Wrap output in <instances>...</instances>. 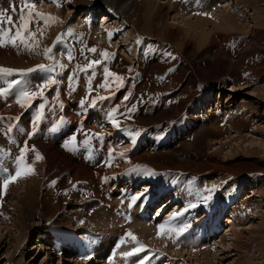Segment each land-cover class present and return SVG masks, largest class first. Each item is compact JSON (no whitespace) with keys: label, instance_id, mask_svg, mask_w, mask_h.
<instances>
[{"label":"rangeland","instance_id":"obj_1","mask_svg":"<svg viewBox=\"0 0 264 264\" xmlns=\"http://www.w3.org/2000/svg\"><path fill=\"white\" fill-rule=\"evenodd\" d=\"M17 1L19 2V0L10 1L7 4V7H2V9L0 10H10L12 6L17 4ZM126 1L128 0H77V2H80V4L78 5L71 3L65 4L64 2H62L58 6L57 3L54 2V0H47L45 2L43 0H35L36 11L45 14H51L53 17L59 18L57 22H52L47 26V30H51V32L56 35L49 34L45 36L44 48L51 47L52 55H54L55 58L58 57L57 60L59 62L60 60L63 61L62 58H64V62L62 63L61 61L60 63L64 64L66 67L63 69L57 67L55 73H49L40 70V72L37 74L42 77V79L44 77V81H40L43 82L41 83V85L47 83L49 77L52 76H54L58 81L56 85L49 84L45 89V97L60 103V106L56 109L54 105L50 104L47 101L44 104L43 101L40 100L41 98H38L36 101H34L31 106H26V108H24L23 110L18 105H14L10 109H7L4 106L5 103L0 102L1 112L6 114H14L17 115L14 117H19L18 120L8 121L7 119H5L3 120V122L0 121V128L4 134L7 130L9 122L14 125L12 132L5 134L8 135L6 138L8 142H10L11 140H15V144L11 141L12 147L14 148L12 155H19L20 148L25 144H20L15 136V129L19 125L27 135V140L25 141L29 148L27 156L29 152H33V148L37 150L42 145H50L47 141L38 142L36 140V137L43 131V124L47 122V120L43 119L38 122L33 121V119L40 111V103H43L45 105L43 112L44 114L49 113V117L51 116L50 119L52 121L55 116L57 117L54 131L51 133L52 136L56 137V142L52 147L57 150L60 149V151H62L70 161H74V159H77L81 165L83 164L84 159H87L90 162H95L97 160L103 159L105 153L112 152V150L108 148V145L115 146L122 150L124 153H132L136 146V142L135 144L131 142L129 143L131 137L128 135V133L130 130L133 131L132 129L135 114L137 116L150 117H154V115L157 116V113L161 115L166 111L176 109L179 104L189 98V96L194 99L193 101H191V106L188 107L187 111L192 110V106H194L193 114L200 117H203L204 114L208 112L230 113L228 112L230 109L231 111H239L242 106H246L250 110H259V115L256 118L252 117L254 118L253 128H251L250 130L241 131L240 134L233 133L236 135H233L231 140L228 138L224 139V141H229L228 144H230V146L233 144L232 151L227 146L222 147L221 150V145H215L214 147V144L211 145V143L208 144V141L205 142V151L207 153H210L211 155H215L218 159L225 162L231 169L237 171L248 170L251 172H247V174H245V176L242 178L241 181L244 187H241V185L239 189L236 190L234 196L227 197L225 195V197H220V195L224 192L213 195L210 198H213L211 200V206L209 205L210 200L204 201V204L208 203V209L205 207L206 209L201 211V215H199L200 218L199 216L195 217L194 222L199 223L198 226H202L203 223L207 225L208 223H210V221H213L215 215H217L221 210V213H223V216L221 217L222 220H220L219 222L220 227L216 228L219 230L222 228L221 234H217L216 238L212 236L209 241L205 236L204 241L202 242L203 245L201 244V248L206 249L207 247H212L213 245H215V243L213 242H215L216 239L218 241L217 243L220 244V241L225 238L223 242H225L226 244H231L230 247H232V244L234 246V242H240L238 251L240 252L241 258L235 256V252L233 248H231L230 250H225V255H227L225 258H223V255H218L219 257H213L214 261H212L210 264H240L239 261L242 260L243 256H246V260H248V263L246 262V264H264V218H262V216H264V189H262L263 192L261 194L258 193L259 197L261 198V202L258 201L257 197L249 195L251 193V190H249L251 187L246 185L249 184L248 182H250L251 184L262 182L261 185L263 186L264 183V172H262L261 170L264 167V95L256 91L257 88L261 86L264 87V76L254 81L244 83L243 85L235 86L234 83H240L241 78L244 77V70H242V68L238 69V77L230 76L228 74V69L230 67V69L234 68V64H225L226 61L223 62L224 54L230 55V57H226L228 62V60H232L230 59L233 58L232 56L237 59L241 52L246 53V49L252 53H257V49L253 48L252 46L251 48L249 47L251 43H253L251 38L257 37L258 39L264 40V0H242L243 2H240L242 4L239 6V8L237 7V0H160L161 3L156 4L162 5L167 2L165 4L166 9H164V11L166 12L168 10L171 12L169 13V15L171 16L168 18V29L175 32H178L179 30V32L184 34L181 36H191L185 35L184 31L188 29L185 23L192 21L194 22V29H190V31L192 30L191 34L192 36H196V38L195 40H190V43L181 42L178 44V46L174 47L173 50L175 51V56L172 58L174 62L170 63L171 66L176 63L177 64L173 69H170V66L167 70H163L159 72V74H155V71L153 69L141 67L137 70L135 79H126L125 73L129 70L130 64L135 61L134 54L136 53L137 48L141 52L149 53L160 52L161 48H168V50L171 48L161 46L155 42V38L152 39L148 37L165 36V34L163 33H160V35L155 28V26H158L157 21L160 22L163 18L162 11L157 8L159 5H148L150 8H152L153 12H142L143 21L141 22L140 26L134 27L138 30L137 32L139 34L137 36L143 37L134 39L132 42V37L129 36V33L131 32V30L135 29L133 27L131 28V26L135 23L132 16H128L122 13L126 9ZM141 1L145 6L147 5L146 2L152 0H135L136 3H141ZM86 2H88L89 4H85L84 7L81 6L80 10H74L76 9V7ZM1 6L2 2L0 0V7ZM234 6L237 7L240 10L239 13H241L239 29L226 30L219 26L218 29H216L217 27H212L214 24V21L212 19H214V16H217L220 13L219 11L221 8H233L227 12V14H230V11L233 12L235 10ZM184 9H188V11H185ZM105 10L112 12L114 16H118L119 14L121 17L118 16L119 18L117 17L115 19H111L107 15V12H105ZM175 10L179 12L180 17L179 19H176L172 22ZM189 10L192 11L191 17H189L190 14L187 15ZM222 12H224V10ZM202 13H208L209 16L203 15ZM11 15L14 19L17 13H11ZM105 17L109 19L105 20ZM208 20L212 24H210L209 26L207 24L204 30L201 31L199 27L200 24H204V22ZM163 23H165L164 18ZM163 23H160V25H162ZM118 25L119 30H117L115 36H111L110 38L108 33H112V31L115 30ZM68 30H71V35L69 34ZM96 30H98V32ZM99 34L102 35L103 38H99ZM201 36H209V39H207V41H202L204 40V38H202ZM57 37H60V39L58 40ZM189 44L191 45V47L189 46ZM194 46L195 49L193 48ZM205 46L208 47L206 49L207 51L204 50ZM8 47H0V49H7L9 55H17L15 53L16 48H13L11 46ZM92 47H95L97 49L96 53H91L88 51ZM104 50H107L109 53H114L115 55L105 61L101 56V53ZM69 53H71V55L74 57L73 60L68 59ZM28 55L29 54L27 52L19 49L20 58L24 59ZM38 55L45 56L43 55V51ZM5 58L6 54L3 56V58L0 57L1 65H4V67L17 69V67L14 66V64L16 63L6 64ZM93 59H100L102 60V63L96 66V75L92 79L91 85H89L88 78L89 76H91L93 69H89L87 73H85L83 71H77V66L85 67L89 63V61ZM261 59L262 60L261 62L259 61L258 65L250 68L251 71H255L256 69H258V67H264V54L262 55ZM184 60L187 63L189 60H193L196 62L197 74L194 75V80L191 87H189V85H187L188 87H184L185 79L182 78L181 80L178 78V74L180 73V71L182 75L183 71L185 70ZM16 62V65L19 66V63H22L23 60H19V62ZM231 64L233 65L231 66ZM24 65L25 63H23L21 66L23 67ZM105 66L108 67L110 71L115 72L119 76H121L124 80L123 85H127L131 88L132 91L134 90V88H138L140 80L147 82L148 84L145 88L132 92L127 100L120 99L117 96V92L120 90L122 85H118V82L114 83V78L109 77V88L104 89L99 87V85L104 82L103 68ZM134 66L135 65H133V67ZM73 73H75L74 76ZM146 74H148V78H146ZM21 77L19 74L7 77L0 76V88L10 87L11 90H20L24 85H19L15 88V85H12L11 81L14 79L20 80L19 78ZM137 77H139L140 80H136ZM236 79L237 81H239L236 82ZM249 80L251 79L249 78ZM112 82L114 84H111ZM2 84L5 85L3 86ZM233 87L234 89H232ZM183 88L186 89L185 92H183ZM180 94L181 96L179 97ZM98 96L108 97V99H95ZM177 97H179V100L176 99ZM8 99H12V92H9ZM94 99L95 104L92 103ZM13 102L17 104L16 101L13 100ZM172 105L175 108H171ZM201 108L202 110H200ZM74 109H77L79 112L74 113ZM65 110L68 111L64 112ZM112 112H115V119L120 123V127L114 128V130L111 128L109 120L107 119L109 118V113L110 118L113 119L111 115ZM72 113L76 115L78 114V119L82 120L83 118V122L77 120ZM95 115L97 118H99L97 119V121H95ZM27 117L30 121L29 123L27 121ZM106 119L108 121L103 122V120ZM34 123L35 127L33 126ZM31 128L34 129L32 130ZM48 131L49 130H46L45 132L47 133ZM98 132L102 134L101 138L100 136L96 135L98 134ZM239 135L241 137H239ZM73 136L76 137V144H73L71 142V138ZM91 136L95 137V143L97 144V149L94 153H92V151H87L88 148H91V146L88 143H85V141L88 140ZM20 138L22 137L19 134V139ZM67 140L69 141L67 142V147H65ZM95 143H92V145L95 146ZM0 149L4 151V148L2 146ZM9 150V147H7V151ZM9 157L11 156L8 155V158ZM7 161L9 162L11 168L12 161L10 159H7ZM42 163H44V160ZM45 165L42 168L44 173L47 174H44L46 176V179L44 178V180L52 181L54 183V188L59 185V182L64 177H69L71 175L70 173H63L59 177L50 180L52 178V175L50 174H52L53 171H50L49 174V171ZM44 168L47 169V171ZM142 172L144 173V170H142ZM147 173L148 175H150V172L148 170ZM173 176L174 175H167L166 177H164L163 175L162 177L160 176L156 178L160 180H156L157 182L155 183L151 182L150 185L135 186L134 189L136 192L134 191V189L132 191L128 190L126 192L127 195L125 194V190L127 188L122 190V188L120 187V190L124 192L119 190V192H121V195L117 194L115 197L109 200V204L114 207L116 213L120 208L124 210L120 214V216H122L123 218L119 219L122 226L127 229L123 233V237L121 236L122 239H128L130 245H134V247H137L135 241H132L131 237L127 236V233L131 231L137 238H139V240H141L140 236H137L138 234L136 235V232H133L132 230L134 229L132 223L135 221H127V219L124 218L125 214L127 215L130 212L128 208L130 205V198L127 197H131V195L134 193H140L142 191L148 190V192H146V197L151 199L159 196L160 192L163 190L162 187L165 188V192L159 198L157 197V200L153 199L151 200L152 202L143 201L142 204L146 206L145 208L140 205L141 208L143 207L145 210L143 209V213L139 215V219L141 216H143V221L141 219L140 221L147 226L153 227V231L151 233H149L148 231V235L153 236L154 239L152 241L157 244V247L147 243V245H145L141 241V243L145 245L148 250L145 251V253L140 252L138 256H132L133 258H135L131 261L132 264H138L139 259L141 257L147 256L150 250L151 251L149 255L152 257L155 254L153 256L155 259L149 264H206V262L202 261V256L198 257L200 262H196L195 258L192 257V255H190L191 257L189 256V249L183 248L184 250L181 251L180 248L176 245L179 244L180 246H182V244L194 242L196 238L194 236L197 235L196 233L204 228H198L196 227L197 225L194 226L193 218L190 221L191 226L183 235L179 237V239L175 237L174 233H166L168 234L167 236L165 232L163 234H160V229L159 231H157V228L160 224L171 222V217L174 212H182L183 215H186L188 219H190L191 211L195 210L198 206L197 205L194 208H188V205H184L185 203L183 202L181 195V192L185 186H188L189 188L195 187L196 183L185 182V176L182 178ZM191 177L193 179L197 178L194 175H191ZM125 179L127 178H124V180ZM203 179L207 180V183L210 182V179L214 180L213 182L218 181L217 183H222L220 188L221 191H224L226 189L227 184L225 180H229L226 176L220 173H213L209 176L203 177ZM103 181L111 187L117 185L116 178L104 179ZM143 181H146V179ZM0 182L2 184V177H0ZM121 183H123L124 185H129L125 181H121ZM158 183H161V186ZM130 184H133V182L131 181ZM206 185L207 184L205 183L203 187H205ZM69 186L76 187V192L72 195L75 199L82 202L84 194L83 188L85 186L82 181L77 180L74 184ZM156 187H159L160 190ZM65 189L59 188V194H61ZM150 189H152V191H150ZM104 191L105 188L103 187L101 189V193H105ZM124 194L126 195V197H122V199L119 200V196H122ZM53 196V194H50L51 198H54ZM219 197L220 199L218 200L217 198ZM178 199L180 200V202H178ZM10 200L11 199L8 200V198L6 199V202L9 204V209H11L10 213L6 216V219L2 220L4 215L0 214V264H67L66 262L59 260L57 254L53 256L51 261L45 259L44 253L42 251H39L36 245L39 241V232L42 230V226H40L36 221L32 220L34 214L30 213L31 211H27V209L24 207L20 208L17 203H10ZM230 200L234 202L236 201V204L240 202V204L243 206V209L246 207L245 209L250 210L253 214L251 221L247 225L241 226V228L238 230L241 231L242 234L237 236L236 239L235 237H231V233L226 224V221L228 220L226 213L230 212V206L232 205V202ZM155 201L156 204L151 206V204H153ZM138 203L141 202L137 201V204ZM257 205H259L260 208L257 207L256 209ZM17 206L19 208V213L21 214L20 216H22L23 214L22 217L26 223H24V230L30 235V241L27 242L26 245L22 244L24 243V240L22 238H25L26 234L23 230L21 231L19 229L18 223L15 219V214L11 213L12 209L15 210ZM186 208L188 210L184 211V209ZM135 210L137 211L136 207ZM94 211L95 210H90L89 213L92 214ZM136 211L133 212L134 214L132 213L135 216ZM199 212L200 211H198L197 213L199 214ZM258 212H261L262 214H259ZM208 213L211 214L209 215ZM2 224L7 225L2 226ZM91 224L98 225L94 222H91ZM130 224H132V226L129 227ZM53 225L54 223L52 224V226L46 228H51L53 227ZM60 225L61 228L70 227L68 226V221L61 222ZM5 226H7L11 231L5 229ZM13 226H16V230ZM115 226L121 227V225ZM73 227V231H76L77 233L73 234L72 237H74L75 241L83 243L84 249L86 248V246H89V248L97 247L100 243V239H103L105 237L100 236L99 233H94L95 236H93L89 231H86L87 233L85 234H80V231H77V229L79 228L77 223L74 224ZM214 228L215 227H213V229ZM145 233L147 234V232ZM164 239L167 242L166 245H163ZM95 241L97 242L95 243ZM118 241H120L121 243L120 239H118ZM171 241H176L177 243H171ZM111 244L112 248H109V253L108 255H106V257L110 256V253L116 250L113 249V243ZM124 244L122 245V247H124ZM160 244L161 246H159ZM92 251H94V249H85L80 252V264H82L83 259L84 262L85 260L89 259V253ZM232 253L234 254L232 255ZM113 256H116V254H113L109 258L107 257V259L112 260ZM88 261L89 260H87V262ZM117 262L121 264L120 259L116 260L114 263L118 264ZM89 263L90 261L87 264Z\"/></svg>","mask_w":264,"mask_h":264},{"label":"bare ground","instance_id":"obj_2","mask_svg":"<svg viewBox=\"0 0 264 264\" xmlns=\"http://www.w3.org/2000/svg\"><path fill=\"white\" fill-rule=\"evenodd\" d=\"M10 1H13V0H1L2 6L0 7V9H2V7H7V4ZM43 1L45 2L47 0H43ZM87 1H90V0H87ZM154 1L152 0V1L146 2L147 5L144 6V3H142V1L141 3H136L135 0H128L126 1L127 2L126 9L122 13L128 16H132L135 24L132 25L131 28L132 27L135 28V27L140 26L141 22L143 21L142 12H147V11L153 12L152 8H150L148 5H159L157 8H159L162 11V17L164 18L165 23H163V18H162L160 22L157 21L158 26H155V28L159 32V34L163 33L165 34V36H155V37L148 36V37L152 39L155 38V42L157 44L164 46V47H170L171 49L168 50V48H161L160 52H156V53L150 52L149 53V52H141L137 48V51L134 54L135 61L130 64L129 70L125 73L126 79H135L136 72L141 67L153 69L155 71V74H159V72L163 70H167L171 66L170 62H174V60H172V58L175 56V51L173 50L174 47L178 46V44L181 42L190 43L189 42L190 40L192 39L195 40L196 38V36H192L191 34L192 30L190 31V29H194V22L192 21L185 23L188 29L184 31L185 35H191V36H181L184 34L179 32V30L178 32L170 31L167 25L169 23L168 18L171 16L169 15V13L171 12L168 10L166 12L164 11V9H166L165 4L167 2L160 5V4H156V3H161L160 0L158 1L154 0ZM237 1H238L237 7L239 8V6L242 4L240 3L242 0H237ZM63 2L65 4H69V3L75 4V5L80 4V2H77V0H63ZM85 4H89V3L86 2L84 4H81L78 7H76V9L74 10L75 11L78 9L80 10L81 6L84 7ZM237 7H235V10L233 12L230 11V14H227V12L233 8L231 9H229L228 7L221 8L219 11L220 13L217 16H214V19H212L214 21L213 22L214 24L212 27H217L216 29H218V26H219L226 30L239 29L240 27L239 21H240L241 13H239L240 10ZM223 10L224 12H222ZM185 11H188V9H186ZM105 12H107V15L111 19L113 18L115 19L118 16H120L119 14L118 16H114L113 13L108 10H105ZM174 12L175 13H174L172 22L176 19H179L180 17L178 11L175 10ZM188 14H190L189 17H191L192 11L189 10L187 15ZM15 18L16 17H14V19ZM104 19L108 20L109 18L105 17ZM40 23L42 25L43 21H41ZM160 23H163V24L160 25ZM170 24H173V23H170ZM207 24L209 26L212 23L209 20L204 22V24L201 23L199 26L200 30L203 31ZM173 25H176V24H173ZM117 30H119V25L116 27L115 30L112 31V36H115ZM96 31L98 32V30ZM137 31H138L137 28H135L134 30H131V32L129 33V36L132 37V42L134 39L143 37V36L138 37L137 35L139 33ZM49 34L56 35L52 33L51 30H47V27L45 28L44 35L38 34V38L41 41V44H40V47L35 52H29V51L24 50L23 48H20V50H23L29 54L24 59L19 57V50L17 49H15V53L17 55H9V53L7 52V49L5 50L0 49V57L3 58V56L6 54V58H5L6 64H13V63L17 64L16 61L19 62V60H23L22 63H19V66L14 64V66H16L17 69L35 68L37 64H41V63L49 64V65L53 64L54 63L53 60L48 59V57L46 56L38 55L44 49L45 36ZM98 37L103 38L102 35L100 34ZM201 37L204 38V40L202 41H207V39H209V36H201ZM251 40L253 43H251L249 48H251L252 46L253 48L257 49V53H252L246 49L245 51L246 53L241 52L237 59L234 56H232L234 59L230 58L232 60H228V62H227L226 57H230V55L224 54L223 62L226 61L225 64H228V63L234 64V68L230 69L231 68L230 67L228 69V74L230 76L238 77L239 76L238 69L242 68V70H244V77L241 78L240 83H234L235 86L243 85L244 83L254 81L264 76V67L259 68L257 66L258 69H256L255 71L254 70L251 71L250 69L258 65L259 61L261 62L262 60L261 58H262V55L264 54V40L258 39L257 37L251 38ZM189 46L191 47L190 44ZM205 47H204V50L208 48V47L206 48ZM3 48H6V47H3ZM193 48L195 49V46ZM62 59L63 61L60 60V62L62 61L63 63L64 58ZM184 62H185V70L183 71L182 75L180 71V73L178 74L179 75L178 78L181 80L182 78L185 79L184 87H186L187 85L191 87L193 84L194 75L197 74L196 62L193 60L191 61L189 60L188 63L184 60ZM23 63H25V65L22 67L21 65ZM176 64L172 65L170 69H173ZM233 64H231V66ZM133 65L135 66L133 67ZM1 66H4V65H1ZM39 72L40 70H36L26 75H20V77L21 76L22 77L19 78L20 79L19 81L21 82L19 85L20 86L24 85L25 80H27L29 85L34 88H35L34 85L36 84H37L36 86L41 85V83L43 82H40V81H44V77L42 79V77L37 75ZM148 77H149L148 74H146V78ZM249 78L251 80H249ZM136 80H140V78L137 77ZM238 81L236 79V82ZM113 82L111 84L115 83ZM147 84H148L147 82L140 80L138 84V88L137 87L134 88L133 91L127 85H122L120 90L117 92V96L120 99L125 100L126 96L129 98L132 92L145 88ZM2 85L4 86L5 84H2ZM19 85H15V88ZM7 89L11 90L10 87H8ZM232 89H234V87ZM9 90H8V95L0 96V102H4L5 103L4 106L7 109H10L14 105H18L19 107H21L18 103L15 104L13 102V100L14 101L17 100L18 97L16 93L19 90H11V91ZM185 91L186 89L183 88V92ZM256 91L264 95V87L261 86L257 88ZM9 92H12V99H8ZM181 94L179 95V97L181 96ZM179 97H177L176 99L179 100ZM190 97L191 96H189V98H187L186 100L182 101L176 109L166 111L164 114H161V115L157 113L158 114L157 116L154 115V117H150V116H137L135 114V119L133 121L132 130L138 131L140 135L136 138V146L134 150L132 151V153H125V155L121 157L120 153L123 152L122 150H120L119 148L115 146L108 145V148H110L112 152L105 153L103 159L97 160L95 162H90L87 159H84L82 165L78 162L77 159H74V161L68 160L65 154L62 151H60V149L57 150L52 147L54 146V143L56 142V137L52 136L51 133L54 131V127L57 122V117L55 116L52 121L50 119L51 116L49 117V113L44 114L42 119L47 120V122L43 124V131L36 137V140L38 142L47 141L50 145H42L36 150L41 154L43 159H40V160L36 159V151L28 153L27 161L33 166L34 175L30 174V175L21 176L16 182L9 185L6 193L3 191L2 184L0 182V213H2L1 215H4L2 220L6 219V216L10 213V210H11L9 209V204L6 202L7 198L8 200L11 199L10 203H17V205H19L20 208L24 207L27 209V211H31L30 213L34 214L32 217V220L36 221L40 226H42L41 227L42 230L39 232V235H40L38 238L39 241L36 244L37 249L44 253L45 259H47L48 261H51L53 256L57 254L59 257V260L66 262L67 264H80V256H81L80 252H82L85 249H94L95 254H94V251H92L89 253L90 256H88L89 259L87 260L90 261L89 264H91L92 262H94L92 264H115L114 262L118 259L121 260V264H132L131 261L134 260L135 258L124 257L122 253L127 252L129 250L131 251L132 248H134V245H130V243L128 242V239H125L126 241L125 240L124 241L126 243L124 242L125 243V244L123 243L124 247H122L123 244H121L120 241H118V239L120 240L122 239L123 233L127 230L124 228V226H122L121 221L119 220L123 218L122 216H120V214L124 210L120 208L119 211L116 213V211L114 210V207L109 204V200H111L117 194L121 195V192H119L120 187L122 188V190L127 188L125 190V194H126L128 190L132 191L135 186H140V185L145 186V185H150L151 182H154V183L157 182L156 180H160V179H156V178L160 176L162 177L163 175L164 177H166L167 175H174L180 178L185 176L186 177L185 182L196 183L195 187L189 188L188 186H185L181 192L183 202L185 203L184 205H189V204H196V206L198 205L195 210L191 211L190 219H188L186 215H181L177 217L175 220L170 219L171 222L166 223V226L168 227H180L184 223L190 224V221L192 218L195 219V217L201 215V211H203L206 208L208 209L207 207L208 203L204 204L203 203L204 200L201 199V196H207L210 194V196L212 197L213 195L220 194L222 192L224 193H222L220 197H223V196L225 197V195L227 197L234 196V194L236 193V190H238L239 187L242 185V181H241L242 178L245 176V174H247V172H251L248 170L237 171V170L231 169L225 162L218 159L215 155L213 154L211 155L210 153H207L204 147H205V142L208 141V144L209 143H211V145L214 144L213 145L214 147L215 145H219V146L221 145V150H222V147L227 146L232 151L233 144L231 143L232 145L230 146V144H228L229 141L226 140L227 141L226 142L224 141V139L228 138L231 140L232 136L236 135L233 133L240 134L241 131L250 130L251 128H253L254 127L253 119L259 115L260 111L250 110L246 106H242V108H240L239 111H236V110L231 111L230 109L228 111L230 113L208 112V113H205L203 117H200V116H196L195 114H193L194 106H192L193 107L192 110L187 111L188 107L191 106L190 105L191 101H193L194 99ZM40 100L43 101L44 104L46 101L49 102L50 104L54 105L55 109L60 106V103L53 101L47 97L41 98ZM173 105L171 106V108L176 107L175 105H174L175 107ZM26 106L23 108L21 107L22 110L26 108ZM200 110H202V108ZM67 111L68 110H65L64 112H67ZM78 112L79 111L76 109L74 113H78ZM73 115L75 116L77 120L83 122L82 121L83 118L82 120L77 118L78 114L77 115L73 114ZM0 116L14 117L17 115L6 114L0 111ZM34 119L33 121H35ZM97 119L99 118L96 117L95 121H97ZM107 119L109 120V124L111 125V128L114 130V128L116 127H114L112 124V118H110V113H109V118ZM107 119L103 120V122L108 121ZM27 121L28 123L30 122L28 120V117H27ZM21 130L22 128L19 125L15 129V136L18 142L20 144H23L27 140V135L24 133L23 130L22 131ZM46 130H49V131L46 133L45 132ZM19 134L22 137L20 139H19ZM98 134H100L98 136H100L101 138L102 134L100 132H98ZM7 136L8 135H5L0 128V148L1 146L4 148V151L0 149V153L3 152L0 154V161H2L4 164H7L10 167V164L7 161V159H10L11 161H13V158L15 157L12 155L14 148L12 147V144H11V141L13 143V141L15 140L10 139L11 141L8 142L6 140ZM239 137L241 136L239 135ZM68 141L69 140L66 141V145ZM87 141H88V144L91 146V148H88L87 151H92V153L96 152L97 144L95 143V137L91 136ZM130 142H131V138L129 140V143ZM92 143H95V146H93ZM7 147H9L10 149L9 151H7ZM8 155H10L11 157L8 158ZM43 160H44V163H42ZM44 165L47 167L49 174H50V171H53L54 173V174L53 173L50 174L52 175V178L50 180H52L53 178L59 177L63 173H70L71 175L69 177H64L59 182V185L54 188V183L52 181L44 180V178L46 177L45 175H47L44 173L42 169ZM137 165L141 166V168L136 171H133V168ZM47 169L45 170L47 171ZM142 170H144V173L142 172ZM147 170L150 172V175H148ZM261 170L262 172H264V167ZM213 173H220L226 176L227 179H229V180H225L227 185L224 191L220 190L222 183H217L218 181L213 182L214 180L212 179H210V182L208 181L209 183H207L206 182L207 180L203 179V177L209 176ZM191 175H194L197 178L193 179ZM112 178L117 179V185L113 187L108 186L103 181L104 179H112ZM124 178H127V179L124 180ZM145 179L147 182L143 181ZM77 180L78 181L81 180L82 183L85 185L83 188L84 194H83L82 202L75 199L72 195L76 192V187L69 186V185L74 184ZM121 181H125L129 185H124L123 183H121ZM131 181L133 182V184H130ZM205 183L207 185L203 187ZM248 183L250 185L249 184H246V185L251 187L249 189L251 190V193L249 195L257 197L258 201H261L259 194L263 192L262 189H264L263 188L264 183H263V186L261 185L262 182L261 183L257 182V183H252V184L250 182ZM158 184L161 186V183H158ZM103 187L105 188V191H104L105 193H101V189ZM241 187H244V185H242ZM59 188H63L65 190L61 194H59L58 192ZM162 188L163 190L161 191L162 193L160 194V196H162L163 193L165 192V188L164 187ZM210 189L212 190L211 193H209L208 191ZM50 194H53L54 198H51ZM125 194L122 196H119V200L122 199V197H126L127 194L126 195ZM220 197L217 199L219 200ZM127 198H130V197H127ZM212 199H208L210 200L209 201L210 206L212 204L211 202ZM178 202H180L179 199H178ZM231 202H232V205L230 206V212L226 213L228 217L226 224L231 233V237H235L236 239L237 236L242 234V232L238 230L241 228V226L243 225L245 226L251 221L253 214L251 213L250 210L245 209L246 207L243 209V206L240 204V202H238V204L235 203L236 201L235 202L231 201ZM140 205L143 206L144 208L146 207L142 203H138V204L136 203L131 206L129 205L128 208L130 212L127 215L125 214L124 218L129 219V221L131 220L135 221L132 223L134 226L133 227L134 229L132 230L133 232H136V235L138 234L137 236H140V239L143 244L145 245L150 244V245L157 247V244L152 241L154 239L153 236L148 235L149 233L153 231V227L147 226L143 222L140 221V219L143 221L144 219L143 216H141L139 219V215H140L139 213L143 211L144 209L143 207L141 208ZM259 205L256 206V209L257 207L260 208ZM135 207L137 211L135 210ZM90 210H95V211L92 214H90L89 213ZM135 211H136V216L133 215L134 214L133 212ZM198 211H200L199 214L197 213ZM11 213L15 214V219L18 223L19 229L21 231L23 230L26 234V237L22 238L24 240V243L22 244L26 245V243L30 241L29 239L30 235L28 232L24 230L26 223H25V220H23V217H22L23 214L22 216H20L21 214L19 213L18 206L15 208V210L12 209ZM258 213L262 214L261 212H258ZM254 214H257V213H254ZM222 216H223V213H221V210H220V212L217 215H215V218L213 219V221H210V223L205 225L204 228H202L199 232L196 233L197 235L194 236L196 237L194 242L185 243V244H182V246H180L179 244H176V245L180 248L181 251L184 250L183 248L189 249L188 250L190 251L189 256L192 255V257L195 258L196 262L197 261L200 262L198 257L202 256V259H203L202 261L206 262V264H210L212 261H214L215 257H219L218 255H223V258H225L227 256L225 255V250L227 249L230 250L231 248H233L235 252V256H238L239 258H241L240 252L238 251L240 242L238 241L234 242V246L232 244V247H230L231 244H226L225 242H223L225 238L224 239L222 238L223 240L220 241V244L217 243L218 241L216 239L215 242H213L215 243V245H213L212 247L210 248L207 247L206 249L201 248V244L204 241L205 236L208 238V235H210L214 231L215 233L214 238L217 237V230L216 229L213 230V227L217 224L219 225L220 220H222L221 219ZM262 218H264V216H262ZM64 221H68V226H70L69 228H61L60 223ZM91 222H94L98 225H92ZM53 223H54L53 227L46 228V227L52 226ZM76 223L79 226L77 231H80L79 232L80 234H85L87 233L86 231H89L90 234H92L93 236H95L94 233H99L100 236H105V237L103 239H100V243L97 247L89 248V246H86V248L84 249L83 247L84 244L81 242L75 241L74 237H72L73 234L77 233L76 231H73L74 229L73 225ZM132 224H130L129 227L132 226ZM4 225H7V224H2V226ZM115 225H121V227H118ZM13 227H15V230H16V226H13ZM5 229L9 230L7 226H5ZM145 232H147V234ZM166 233L168 232H165V234ZM168 234L166 235L168 236ZM48 235H49V239H48ZM96 242L97 241H95V243ZM111 243H113V249H116V250L112 251V253H110V256H107V257L109 258L113 254H116V256H113L112 260L111 259L108 260L106 255H108L109 253V248H112ZM166 243L167 242L164 239L163 245H166ZM171 243H177V242L171 241ZM159 246H161V244ZM150 251L149 253L147 252L148 260L145 261V264H149L155 259L153 256L151 257L149 255ZM233 254L234 253H232V255ZM87 260H85L84 262V259H83L82 264H87L89 262V261L87 262ZM247 261L248 260H246V256L245 257L243 256L242 260L239 261V263L246 264Z\"/></svg>","mask_w":264,"mask_h":264},{"label":"snow or ice","instance_id":"obj_3","mask_svg":"<svg viewBox=\"0 0 264 264\" xmlns=\"http://www.w3.org/2000/svg\"><path fill=\"white\" fill-rule=\"evenodd\" d=\"M55 3L59 6L63 2V0H54ZM17 13L16 18L13 19V16L9 13ZM203 15H208V13H202ZM59 20L58 17H53L51 14H45L41 13L39 11H36V3L35 0H19L17 4L12 6L10 10H0V47H8L11 46L13 48H16L19 50L20 48H23L26 51L29 52H35L41 44V41L38 38L39 35H44L45 28L52 22H57ZM41 21H43V24L41 25ZM34 26V27H33ZM69 34L71 35V30H68ZM109 37L111 38L112 33H108ZM59 40L60 37H57ZM91 53H96L97 49L95 47H92L88 50ZM43 55L48 57V59L53 60V64H37L35 68H28V69H16V68H10V67H4L0 66V76H14L16 74L19 75H26L28 73H32L36 70H41L44 72L49 73H55L57 66L61 69L65 68L66 66L64 64L59 63V61L56 60L55 56L52 55V48L51 47H45L43 49ZM114 53H109L107 50H104L101 53V56L103 57V60H108L112 56H114ZM69 60H73L74 57L69 53L68 55ZM102 63V60L100 59H93L90 60L89 63L85 67L77 66V71H83L87 73L89 69H93L91 76L88 78V83L91 85L92 79L95 77V68L97 65H100ZM104 73V82L99 85L100 88L107 89L110 87L109 83V77L114 78V82H118V85H123L124 80L121 76H119L117 73L110 71L108 67L103 68ZM75 73H73V76ZM21 82L19 80H12V85H19ZM58 81L55 79L54 76L49 77L47 83L35 86L33 88L29 85L28 81H24V86L16 93L17 100L16 102L23 108L26 105L31 106L34 101H36L38 98H44L45 97V89L48 87L49 84L56 85ZM91 90V89H90ZM8 95V89L6 88H0V96H6ZM95 99L98 100H105L108 99V97L104 96H98ZM95 99L92 101L93 104H95ZM128 97H125V100H127ZM83 103V101H82ZM44 107L45 105L43 103L39 104V113L35 117V121L38 122L43 118L44 115ZM113 119L112 124L114 127L119 128L120 123L118 120L115 119V112L111 113ZM7 119L8 121L12 120H18L19 117H0V121H3ZM35 127V123L33 125ZM14 125L9 122L7 130L5 134L11 133L13 130ZM22 131V130H21ZM100 135V134H96ZM128 135L131 137V143L135 144L136 138L140 135L138 131H129ZM15 141H13L14 143ZM71 142L74 144L76 142V137L73 136L71 138ZM85 143H88L86 140ZM67 147V145H65ZM33 151H36L34 148ZM29 151L28 145L25 142V144L20 148L19 155H16L13 158L12 161V167L10 168L7 164H4L2 161H0V177H2V188L3 191L6 193L9 185L11 183L16 182L21 176L24 175H30L34 174V168L33 166L27 161V152ZM125 153L121 152L120 156L123 157ZM36 159L40 160L43 159L41 154L36 151ZM141 166L137 165L133 168V171H136L140 169ZM209 193H211V189L208 190ZM146 190L142 191L140 193H134L130 197V206L137 203V201H140L143 203L144 199H146ZM210 194L207 196H201V199L204 201H207L210 199ZM196 207V204H189L188 208H194ZM188 209H184V211H187ZM2 214V213H0ZM183 215L182 212H174L172 214L171 219L175 220L177 217ZM191 225L188 223L182 224L180 227H168L166 224H160L158 227L160 229V234H163L164 232H168L170 234H175V237L179 239L181 235H183L187 229ZM128 237H131L132 241H135L137 247L132 248L131 251H127L122 253L124 257H132V256H138L140 252L147 251V248L145 245L141 244V242L138 240V238L129 231L127 233ZM124 239H121V243H124ZM175 242V241H173ZM148 259L147 256L141 257L139 259L138 264H145V261Z\"/></svg>","mask_w":264,"mask_h":264}]
</instances>
